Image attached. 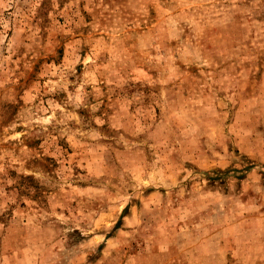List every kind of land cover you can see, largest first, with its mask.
<instances>
[{
	"label": "rangeland",
	"instance_id": "374dc122",
	"mask_svg": "<svg viewBox=\"0 0 264 264\" xmlns=\"http://www.w3.org/2000/svg\"><path fill=\"white\" fill-rule=\"evenodd\" d=\"M0 264H264V0H0Z\"/></svg>",
	"mask_w": 264,
	"mask_h": 264
}]
</instances>
